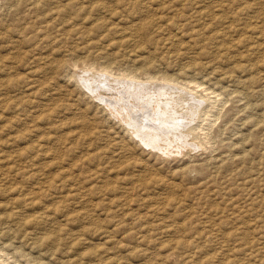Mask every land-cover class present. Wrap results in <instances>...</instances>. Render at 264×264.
<instances>
[{"label":"rangeland","instance_id":"obj_1","mask_svg":"<svg viewBox=\"0 0 264 264\" xmlns=\"http://www.w3.org/2000/svg\"><path fill=\"white\" fill-rule=\"evenodd\" d=\"M39 1L0 0V261L264 264V0ZM201 2L221 19L190 24ZM161 75L211 98L185 155L90 91Z\"/></svg>","mask_w":264,"mask_h":264},{"label":"bare ground","instance_id":"obj_2","mask_svg":"<svg viewBox=\"0 0 264 264\" xmlns=\"http://www.w3.org/2000/svg\"><path fill=\"white\" fill-rule=\"evenodd\" d=\"M42 1V0H41ZM39 1V2H41ZM175 1V0H173ZM190 1V0H189ZM229 4L231 5H238V9L239 12L242 10L245 11L247 10L249 7H251L250 4H238V0H226ZM241 1V0H240ZM239 1V2H240ZM157 2V0H156ZM184 2V1H183ZM193 2V1H192ZM191 2V3H192ZM205 2V1H204ZM210 2V1H209ZM213 1H211L212 3ZM243 2V1H242ZM241 2V3H242ZM179 3V2H177ZM186 3V1H185ZM190 3V2H189ZM195 3V1H194ZM193 3V4H194ZM202 5H203V2H201ZM216 6H219L221 7V3L220 0L218 2ZM224 3H226L224 1ZM150 4V3H149ZM172 4V3H171ZM183 4V3H182ZM206 4V3H205ZM208 4V3H207ZM151 5V4H150ZM179 5V4H178ZM191 5V4H190ZM197 5V4H196ZM200 5V4H198ZM201 5V6H202ZM215 4L213 3V6ZM129 6V5H128ZM139 6V5H137ZM136 6V7H137ZM201 6H196L198 8L195 7L194 11H192V16L190 13H188V16L190 14V18L194 17L195 20H191L189 23L192 24V22H200L202 19L204 20V18H210L212 19L213 21H217L219 19H221V17L218 16V14L215 12L214 14L211 13V9H208L206 7L205 9V6L203 5L204 8H202ZM228 6V5H227ZM127 7V6H126ZM125 7V8H126ZM154 7V6H152ZM157 7V6H156ZM166 8H168L167 6H165ZM176 7V6H175ZM174 7V9H175ZM181 8H183L182 6H180ZM191 7V6H190ZM189 7V8H190ZM230 8V6H228ZM237 7V6H236ZM235 7V8H236ZM96 8V7H94ZM98 8V6H97ZM96 8V9H97ZM151 8V7H150ZM177 8V7H176ZM187 8V6H186ZM213 9H215L214 7H212ZM228 8V9H229ZM157 9V8H156ZM188 9V8H187ZM191 9V8H190ZM212 9V10H213ZM218 9V8H217ZM222 9V8H221ZM226 9V8H225ZM224 9V10H225ZM231 9H234V7L232 6V8H230V12H231ZM91 10V9H90ZM94 10V9H93ZM171 10V9H170ZM185 10V9H184ZM182 10V11H184ZM220 9H218V12H219ZM98 11V10H97ZM181 11V13H182ZM188 11V10H186ZM215 11V10H214ZM221 11V10H220ZM233 11V10H232ZM254 11V9H253ZM53 12V11H52ZM223 12V11H222ZM221 12V13H222ZM227 12V11H226ZM255 13V11H254ZM56 14V13H55ZM59 14V13H58ZM56 14V15H58ZM63 14V13H62ZM183 14V13H182ZM181 14V15H182ZM235 14V13H234ZM242 14V13H241ZM55 15V16H56ZM186 15V13H185ZM230 15V14H229ZM236 18L237 19L236 21H242L243 23H240V24H243L242 28L243 30L246 29L247 31L249 30V28L251 27V25H249V20L248 18L247 19H244L245 16H242L240 18V15L239 13L235 14ZM247 15V14H245ZM52 17V15H51ZM57 17V16H56ZM181 17V16H180ZM258 17V16H257ZM43 18V17H42ZM54 18V17H53ZM52 18V19H53ZM189 18V19H190ZM255 18V17H254ZM261 18V17H260ZM180 19V18H179ZM188 19V18H187ZM193 19V18H192ZM233 19V18H232ZM253 20V18H250ZM186 20V19H185ZM248 20V21H247ZM254 20H257L254 19ZM261 21V19H259ZM189 21V20H188ZM187 21V22H188ZM205 21V20H204ZM209 21V19H208ZM206 21V22H208ZM212 21V22H213ZM228 21V20H227ZM235 21V23H236ZM203 22V21H201ZM178 23V22H177ZM186 23V22H185ZM205 23V22H204ZM218 23V22H216ZM222 23V22H221ZM259 23V21H258ZM263 23V22H262ZM181 24V23H180ZM179 24V25H180ZM183 24V23H182ZM197 24V23H196ZM200 24V23H199ZM199 24L197 26H199ZM215 24V23H214ZM228 24V23H227ZM226 24V25H227ZM231 26H232V23H229ZM234 24V23H233ZM239 24V23H238ZM264 24V23H263ZM178 25V24H177ZM217 25V24H216ZM214 25V26H216ZM104 26V25H103ZM183 26V25H182ZM188 26V25H187ZM208 26V25H206ZM254 26V24H253ZM43 27V26H42ZM164 27V26H163ZM185 27V26H184ZM190 27V25H189ZM188 27V28H189ZM217 27V26H216ZM219 27V26H218ZM230 27V26H229ZM228 27V28H229ZM47 28V27H46ZM178 28V27H177ZM183 28V27H181ZM187 28V29H188ZM223 28H225L223 26ZM256 28H260L259 29V33H257L259 36L262 35V33L264 31H262L263 27L261 28L259 25L255 26V28L253 29H256ZM194 29V28H193ZM239 29V27H238ZM41 30V29H40ZM116 30V29H115ZM226 29H224L225 31ZM230 30V29H229ZM241 30V31H243ZM223 31V32H224ZM233 31V30H232ZM246 31V32H247ZM257 31V30H256ZM39 31H37L38 33ZM222 32V34H224ZM230 32V31H229ZM227 32V33H229ZM239 32V31H238ZM86 33V32H85ZM241 34V32H239ZM213 34V33H212ZM221 34V35H222ZM244 34V33H243ZM226 34H224L225 36ZM79 36V35H78ZM220 36V35H219ZM223 36V35H222ZM223 36V37H224ZM247 36L243 37V38H246ZM227 38V37H226ZM234 39V38H233ZM260 39V38H259ZM237 40V39H236ZM234 40V41H236ZM246 39H243V40H239V42H236V43H241V41H244ZM225 44V43H223ZM232 44V43H231ZM256 44V43H255ZM226 45V44H225ZM257 45V44H256ZM239 46V45H238ZM260 46V45H259ZM242 47V46H241ZM251 49L253 48V44L250 45ZM261 47V46H260ZM222 50V49H221ZM238 50V48H237ZM243 50V49H242ZM241 51V50H240ZM219 52V51H217ZM226 52V51H225ZM239 52V51H238ZM221 53V52H220ZM219 54V53H218ZM217 54V55H218ZM223 54V53H221ZM262 53H260L261 55ZM227 55V54H226ZM225 55V56H226ZM139 56V55H138ZM235 56V55H234ZM242 56V55H241ZM247 56V55H246ZM248 58V57H247ZM229 59V58H228ZM243 60V59H242ZM241 61V59H240ZM251 62V61H250ZM260 62V61H259ZM230 63V62H229ZM237 63V62H236ZM243 63V62H241ZM235 64V62H234ZM244 66H245V63H243ZM242 64V65H243ZM256 65V64H255ZM237 67V66H236ZM243 67V66H242ZM233 68V67H232ZM239 68V67H238ZM106 70V69H104ZM108 70V69H107ZM224 70V69H223ZM236 70V69H235ZM245 70V69H244ZM252 71V70H251ZM107 72V71H106ZM228 72V71H227ZM226 71L224 72L226 75L228 74ZM250 72V71H249ZM248 72V73H249ZM109 73V72H108ZM223 73V72H222ZM231 73V72H230ZM260 73V71H259ZM147 74V73H146ZM186 74V73H185ZM235 74V73H234ZM93 75V74H92ZM91 75V76H92ZM124 75V74H123ZM121 76V77H124L125 76ZM222 75V74H221ZM137 75L133 76V77H136ZM231 76V75H230ZM95 77V76H94ZM93 77V78H94ZM100 77H103V76H100ZM111 77V76H110ZM109 76L108 77H105V81L100 84L99 82V87H98V90H90L93 94H95L96 96V93H106V100L108 99V106H107V110H110V113L113 117L115 118H118L122 121H124V124L126 126V130L128 132H130L132 135L136 136L140 141L141 143L146 146H150V147H155L157 150L163 152V153H173V152H178V153H181L185 155V152L190 150V149H193V148H197V146L193 143V141L195 140V134L196 133V130L198 128V120H200L203 115H207V106L205 104V100L209 101L211 98L210 96L208 97V94H207V97L204 101H201L197 98V96H193L194 94L191 95V93H188L187 91L183 90L182 88L180 89L179 87L176 88V87H170V86H166L165 85V82H172V83H176L177 84V79H174L173 77L171 78L170 76L168 75H161V77H157L156 80L158 81H155V78L154 81L150 83H144V84H141V83H137V82H128L125 81V80H122V79H112L110 78ZM127 77V76H126ZM132 77V75L130 76ZM132 77V78H133ZM138 77V76H137ZM136 77V78H137ZM153 77V76H152ZM151 77V78H152ZM188 77V76H187ZM92 78V77H90ZM93 78L91 80H93ZM96 78V77H95ZM182 78V77H181ZM221 78V76H220ZM98 79V78H96ZM96 79H94V84H95V81ZM130 79V78H129ZM159 79L161 81H163L164 83L162 82H159ZM233 79V78H232ZM238 79V78H237ZM98 80H101L102 79H98ZM135 80V79H134ZM139 80V79H138ZM179 80V79H178ZM225 80V79H224ZM190 81V80H189ZM194 81V80H193ZM223 81V79H222ZM221 81V82H222ZM90 82V80H89ZM170 82V83H171ZM180 82V81H179ZM181 85V83H179ZM191 82V81H190ZM189 82V83H190ZM227 82V81H226ZM230 82V81H229ZM234 82V81H233ZM86 83V82H85ZM92 83V82H91ZM193 83V82H192ZM225 83V82H224ZM232 83V82H231ZM235 83V82H234ZM260 83V82H259ZM196 86L193 87V88H190V86L188 84H182L183 87L185 88H188L191 89V90H196V88L200 87V84L197 85V82L195 83ZM203 84V83H202ZM206 84V83H204ZM212 84V83H211ZM222 84V83H221ZM229 84V83H228ZM87 85V84H86ZM89 85V84H88ZM98 85V84H97ZM243 85V84H242ZM219 86V85H218ZM225 86V85H224ZM83 87V86H82ZM84 87H86L84 85ZM206 87V86H205ZM213 87V86H212ZM211 87V88H212ZM238 87V86H237ZM244 87V86H243ZM90 88V87H89ZM210 88V87H209ZM210 88V89H211ZM214 88V87H213ZM223 88V87H222ZM208 89V88H207ZM206 88L204 89V93L205 91L207 90ZM217 89V88H216ZM250 89V88H249ZM187 90V89H186ZM255 90V89H254ZM231 90L229 89V92ZM235 91V90H234ZM245 91V90H244ZM208 92V91H207ZM220 93V91H218ZM222 92V90H221ZM224 92V91H223ZM223 92L221 93L222 96L224 95ZM249 92L251 91H248L247 92V96L250 95ZM90 93V94H92ZM109 93V94H108ZM210 93H215V91H211ZM209 93V94H210ZM234 93V92H233ZM220 94V95H221ZM226 94V93H225ZM231 93H229L230 95ZM197 95V94H196ZM205 95V94H204ZM227 95V94H226ZM253 95V93H252ZM93 96V95H92ZM108 96V97H107ZM213 96V95H212ZM219 96V94H218ZM217 96V97H218ZM256 96V95H255ZM105 97V96H104ZM103 97V98H104ZM203 97V95H202ZM205 97V96H204ZM216 97V96H215ZM214 97V98H215ZM101 98V97H100ZM170 99V100H169ZM216 99V98H215ZM217 100V99H216ZM103 101V99H102ZM224 101V100H223ZM228 101V100H227ZM105 102V101H104ZM106 102V103H107ZM211 102V100L209 101ZM215 104V103H214ZM107 105V104H105ZM209 105V104H208ZM217 105V104H216ZM210 106V105H209ZM212 106V105H211ZM215 106V105H214ZM106 107V106H105ZM209 109V108H208ZM210 110V109H209ZM209 112V111H208ZM210 113V112H209ZM212 114V113H211ZM227 115V113H226ZM171 116V117H170ZM225 116V115H224ZM223 117V116H222ZM205 118V117H204ZM210 119V118H209ZM119 121V120H118ZM201 122V121H200ZM123 123V122H122ZM140 123H142L140 125ZM201 130V129H200ZM208 137V136H207ZM210 137V136H209ZM207 139V138H206ZM139 141V142H140ZM206 142V141H204ZM130 145V144H129ZM203 145V143H202ZM130 147V146H129ZM132 147V146H131ZM153 150V149H152ZM200 150V148H199ZM194 151V150H193ZM197 151V150H196ZM189 152V151H188ZM195 153V152H194ZM111 155V154H110ZM179 155V154H178ZM95 158V157H94ZM170 158V157H169ZM104 162V161H103ZM7 163V162H6ZM216 167V166H215ZM202 168V167H201ZM217 168V167H216ZM9 170V169H8ZM204 172V171H203ZM33 174V172H32ZM234 174V173H232ZM34 175V174H33ZM31 176V175H30ZM66 176V175H65ZM2 179V178H1ZM161 184V183H160ZM250 210V208H249ZM225 226V225H224ZM250 236V235H249ZM242 238V237H241ZM243 244V243H242ZM255 246V245H254ZM184 247V246H183ZM186 248V247H185ZM2 252V251H0ZM256 252V251H255ZM245 253V252H244ZM254 254V253H253ZM260 254V253H259ZM255 255V254H254ZM260 256V255H259ZM3 259V258H2ZM0 264H6L3 261H0ZM233 264V263H232Z\"/></svg>","mask_w":264,"mask_h":264}]
</instances>
